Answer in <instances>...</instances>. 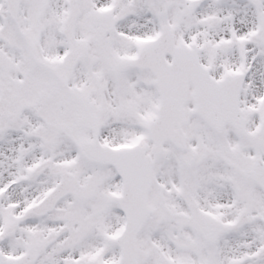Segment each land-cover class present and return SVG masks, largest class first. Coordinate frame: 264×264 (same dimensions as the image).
<instances>
[{
	"label": "snow or ice",
	"instance_id": "snow-or-ice-1",
	"mask_svg": "<svg viewBox=\"0 0 264 264\" xmlns=\"http://www.w3.org/2000/svg\"><path fill=\"white\" fill-rule=\"evenodd\" d=\"M0 264H264V0H0Z\"/></svg>",
	"mask_w": 264,
	"mask_h": 264
}]
</instances>
